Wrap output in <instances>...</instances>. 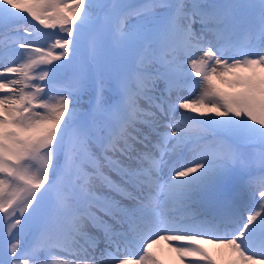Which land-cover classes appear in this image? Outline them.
Instances as JSON below:
<instances>
[{
  "label": "snow or ice",
  "instance_id": "snow-or-ice-1",
  "mask_svg": "<svg viewBox=\"0 0 264 264\" xmlns=\"http://www.w3.org/2000/svg\"><path fill=\"white\" fill-rule=\"evenodd\" d=\"M0 264H264V0H0Z\"/></svg>",
  "mask_w": 264,
  "mask_h": 264
},
{
  "label": "bare ground",
  "instance_id": "bare-ground-1",
  "mask_svg": "<svg viewBox=\"0 0 264 264\" xmlns=\"http://www.w3.org/2000/svg\"><path fill=\"white\" fill-rule=\"evenodd\" d=\"M163 244H162V242H161V245L160 246H162Z\"/></svg>",
  "mask_w": 264,
  "mask_h": 264
}]
</instances>
